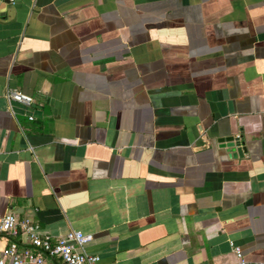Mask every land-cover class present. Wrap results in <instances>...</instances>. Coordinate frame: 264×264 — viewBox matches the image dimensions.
<instances>
[{
    "label": "crops",
    "instance_id": "1",
    "mask_svg": "<svg viewBox=\"0 0 264 264\" xmlns=\"http://www.w3.org/2000/svg\"><path fill=\"white\" fill-rule=\"evenodd\" d=\"M5 212L95 264L264 262V0H0Z\"/></svg>",
    "mask_w": 264,
    "mask_h": 264
},
{
    "label": "built area",
    "instance_id": "2",
    "mask_svg": "<svg viewBox=\"0 0 264 264\" xmlns=\"http://www.w3.org/2000/svg\"><path fill=\"white\" fill-rule=\"evenodd\" d=\"M14 3L16 0H7ZM8 102H14L23 106H30L33 102L29 94L6 88L3 92ZM32 116H28L31 119ZM0 234L10 238L7 245L0 251V264L4 258L9 259V264H47L45 255L57 258L61 264H95L98 257L88 253L84 244L91 239L90 234H83L76 230H69L64 235L53 238L38 231V224L26 218L19 219L12 212L0 213ZM23 236L31 247L19 248L14 238ZM235 261L232 264H264V262L248 263L242 256L238 247L232 249Z\"/></svg>",
    "mask_w": 264,
    "mask_h": 264
},
{
    "label": "water",
    "instance_id": "3",
    "mask_svg": "<svg viewBox=\"0 0 264 264\" xmlns=\"http://www.w3.org/2000/svg\"><path fill=\"white\" fill-rule=\"evenodd\" d=\"M216 141L220 143V145H224L233 157L241 156V153L244 152V147H242V145H240L237 139L233 136H220L216 139Z\"/></svg>",
    "mask_w": 264,
    "mask_h": 264
}]
</instances>
